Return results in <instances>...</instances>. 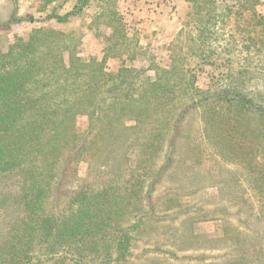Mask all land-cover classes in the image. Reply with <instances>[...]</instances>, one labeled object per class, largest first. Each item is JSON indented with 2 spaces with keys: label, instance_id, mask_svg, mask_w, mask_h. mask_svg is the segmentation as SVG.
Listing matches in <instances>:
<instances>
[{
  "label": "trees",
  "instance_id": "1",
  "mask_svg": "<svg viewBox=\"0 0 264 264\" xmlns=\"http://www.w3.org/2000/svg\"><path fill=\"white\" fill-rule=\"evenodd\" d=\"M52 1L44 0L43 5ZM116 1L76 0L65 14L52 12L47 17L65 23L96 3L98 10L87 29L96 37L109 31L100 59L84 60L77 52L80 35L53 27L34 28L26 40L17 38L0 51V206L14 205L19 212L0 242V264H108L123 257L128 231L141 219L136 213L145 214L146 198L133 194L137 201L130 202L114 192L97 195L86 182L75 185L82 184L84 189L63 191L65 184L79 179L74 158L85 148L79 142L76 119L84 115L91 128H104L113 136L115 131L120 147L125 127L114 129L123 123L128 107L138 104L140 110L129 109L135 113L156 111L180 93L190 99L185 107L202 108L204 140L221 160L239 168L256 198L255 220L264 216V13L257 10L260 1L184 0L189 7L186 26L195 32L188 46L202 62H216L209 57L224 45L220 40H229L226 52L246 54V65L225 72L223 88L202 97L194 76L185 73L182 49L171 54L169 67L148 60V67L141 68L137 56L142 47L136 31L129 32ZM109 58L119 61L115 72L107 69ZM148 70L154 75L146 74ZM105 104L115 112L106 126L101 117ZM127 212L137 216L130 219L131 225Z\"/></svg>",
  "mask_w": 264,
  "mask_h": 264
},
{
  "label": "rangeland",
  "instance_id": "2",
  "mask_svg": "<svg viewBox=\"0 0 264 264\" xmlns=\"http://www.w3.org/2000/svg\"><path fill=\"white\" fill-rule=\"evenodd\" d=\"M259 1L257 10L264 13V0ZM75 2L53 0L44 6V0H0V51H5L17 38L26 40L34 28L53 27L80 35L77 52L84 60L93 56L100 59L109 31L96 37L87 29L98 10L96 3L65 23L47 18L52 12L65 14ZM116 3L129 32L136 31L142 47L140 54L136 48L141 68L148 67V60L169 67L171 54L182 49L183 68L187 76H194L196 88L204 92L201 97L225 86L228 68L235 72L241 68L239 65H246L243 51L226 52L229 40H220L222 48L210 54L215 63L202 62V57L192 52L189 37L195 32L190 25L186 26L189 7L184 0ZM106 66L115 72L119 61L109 58ZM147 73L154 75L153 70ZM180 94L169 104L156 107V111L148 109L138 115L132 112L141 109L138 104L128 107L121 117L123 123L114 129L125 127L120 132L124 139L120 147L115 131L113 136L105 133L103 127L91 128L84 115L76 119L79 142L85 148L74 158L79 179H72L71 184L90 183L97 195L114 192L130 202L137 201L133 194L146 198L142 208L145 214L136 213L141 219L128 231L125 255L108 264H264V216L255 220L256 198L239 168L221 160L204 140L202 108L185 107L190 99ZM107 107L105 104L102 109ZM114 114L111 107L107 108L101 115L102 123ZM134 114L138 116L133 119ZM71 184H65L63 191L83 188L82 184ZM63 205L65 202L61 208ZM4 208L0 206V242L19 213L14 205ZM137 216L133 218L127 212V223Z\"/></svg>",
  "mask_w": 264,
  "mask_h": 264
}]
</instances>
